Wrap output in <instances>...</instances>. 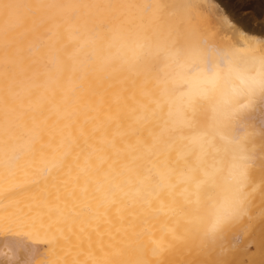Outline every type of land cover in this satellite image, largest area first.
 Instances as JSON below:
<instances>
[{"label":"bare ground","instance_id":"obj_1","mask_svg":"<svg viewBox=\"0 0 264 264\" xmlns=\"http://www.w3.org/2000/svg\"><path fill=\"white\" fill-rule=\"evenodd\" d=\"M226 11L0 0V264L22 249L31 264H264V91L236 121L252 155L242 212L209 232L177 183L208 102L173 128L166 101L225 57L264 61V24Z\"/></svg>","mask_w":264,"mask_h":264},{"label":"clouds","instance_id":"obj_2","mask_svg":"<svg viewBox=\"0 0 264 264\" xmlns=\"http://www.w3.org/2000/svg\"><path fill=\"white\" fill-rule=\"evenodd\" d=\"M261 91L264 61L225 57L210 74L192 78L183 93L166 101L173 128L189 127L185 109L194 98L208 102L207 123L188 137L185 154L192 161L177 183L195 196L209 232L218 231L243 210L252 155L250 134L236 121ZM162 179L167 181L166 176Z\"/></svg>","mask_w":264,"mask_h":264},{"label":"rangeland","instance_id":"obj_3","mask_svg":"<svg viewBox=\"0 0 264 264\" xmlns=\"http://www.w3.org/2000/svg\"><path fill=\"white\" fill-rule=\"evenodd\" d=\"M216 1L218 2V4L220 6H222L224 11L227 10L226 13L228 12V16L229 17L230 16H232V17L234 16L235 17V18L233 17L234 19L231 17V19H233V21L235 20L236 22L238 21L237 24L238 25L240 24V26L242 25L241 27H244L246 18H247L246 21L248 20L249 22H252L253 24L256 25V27L259 24H260V26L261 25L263 26V24H264V0H256V2H255V0H242V1H246V2L250 1V2L257 3L259 5V7H257V8L254 7V6L253 7L252 6H246L245 4L240 6L239 0H215V2ZM259 9H261V12L258 11ZM243 17H244V19H243ZM236 18H238V20ZM255 25H253V26L255 27ZM262 108H263V112L260 115V119L259 120H260V124L264 127V123H263L264 122V107H262ZM16 257H15L16 260H14V259H12V260L17 262L18 264H31L30 256L23 249H22V256L20 258H18L19 256L17 258ZM0 258H2L4 260H7V258L3 257L2 254H0Z\"/></svg>","mask_w":264,"mask_h":264}]
</instances>
